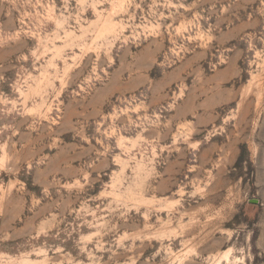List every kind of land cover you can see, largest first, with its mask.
I'll return each instance as SVG.
<instances>
[{"label": "rangeland", "instance_id": "obj_1", "mask_svg": "<svg viewBox=\"0 0 264 264\" xmlns=\"http://www.w3.org/2000/svg\"><path fill=\"white\" fill-rule=\"evenodd\" d=\"M0 264H264V0H0Z\"/></svg>", "mask_w": 264, "mask_h": 264}]
</instances>
